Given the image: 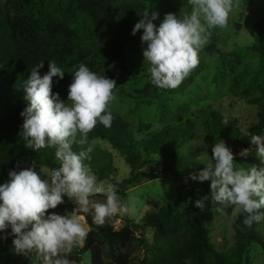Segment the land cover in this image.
<instances>
[{"label": "trees", "instance_id": "obj_1", "mask_svg": "<svg viewBox=\"0 0 264 264\" xmlns=\"http://www.w3.org/2000/svg\"><path fill=\"white\" fill-rule=\"evenodd\" d=\"M145 2L146 0H0V107L5 109V115L0 119V184L7 182L10 170L20 171L19 164L24 161L48 169L59 167L54 149L34 151L26 147L19 135L23 124L20 113L27 106L23 99L22 84L30 75L31 69L41 61H44V67L38 69L41 75L49 70V62L60 67L65 72L64 78L60 80L54 77L52 90L53 93H59L61 100L65 102L72 74L81 63L116 82L130 76L131 72L124 61V48L127 43L143 48V30L133 36L132 29L147 10ZM171 13L183 16V13ZM165 14L167 13H160L159 19L153 23L158 26ZM255 30L254 44L247 50L257 53L263 63L264 16L256 23ZM202 51L214 59L222 56L214 40H209ZM238 54L235 53V58ZM113 64L114 68L108 70V66ZM247 76L248 73L243 72L234 77L231 91L238 96L248 97V102L258 107V122L249 129L248 134H243L234 124L225 122L215 112L202 114V130L209 142L214 145L223 140L233 153L253 147L249 142L251 137L264 134V87L260 82L256 84L260 80L264 83V64H261L257 72H253L252 82L247 80ZM115 90L132 96L127 95L120 85ZM256 90L259 91L258 94H254ZM134 94L157 102L162 115L184 111L183 107L150 82ZM111 114V126L105 127L98 123L88 138L90 144L97 139L103 140L125 154L131 174L129 178L115 184L120 197H124L127 188L138 181L135 174L138 169L144 168L147 176H152L153 171H156L166 180L168 174L176 172V177L180 179L204 167L190 158L196 150L193 144L189 147L190 155L180 153L194 139L196 126L190 118L166 124L160 130L138 140L127 122L117 114ZM73 150L78 152L81 149L78 145H73ZM90 156L91 159L85 163L92 168L99 180L109 181L110 156L96 148ZM180 182L189 194L187 219L174 214L167 205L157 212L143 216L139 222L133 219L121 220L122 228L115 230L108 224L96 225L90 214L78 213L84 215L90 227L82 246V252L89 254L90 264H105L106 254L116 264H129L130 247L134 244L143 249L144 258L140 264H242L250 245L264 248V241L256 231L258 223H253L251 228L246 227L243 224L244 215H239L232 222L236 240L232 253L224 255L215 250L209 239L208 219L195 206V201L206 197L212 203L211 195L192 189L182 180ZM205 189L210 191L209 182H205ZM212 205L217 215L231 211V208L220 211L213 203ZM48 211L67 214L75 211V207L65 198V203ZM148 230L153 232L151 243L142 236H137ZM7 231L10 232V229ZM4 235L0 233V264H33L34 253L19 260L13 251V237L4 239ZM74 251L75 247L68 258L73 264H79L80 258Z\"/></svg>", "mask_w": 264, "mask_h": 264}, {"label": "clouds", "instance_id": "obj_2", "mask_svg": "<svg viewBox=\"0 0 264 264\" xmlns=\"http://www.w3.org/2000/svg\"><path fill=\"white\" fill-rule=\"evenodd\" d=\"M239 3L240 0H184L191 11L184 10L183 16L167 13L158 26L153 21L159 19V14L149 16L145 10L132 35L143 30L144 63L149 65L147 82L166 91L180 87L198 67L212 30L225 28ZM43 67L41 61L22 84L27 106L20 113L23 124L19 135L29 149H54L59 167L41 166L40 174L35 165L8 172L9 179L0 184V233L5 234L4 239L13 237L17 255L35 252L39 264H73L69 254L88 236L84 215L78 213L92 215L93 223L102 226L106 219L127 211L116 185L99 180L85 163L94 150L89 133L98 123L111 126L110 105L116 99L117 84L115 79L81 63L72 74L65 102L52 90L53 78L62 80L65 72L49 62V70L41 75L38 69ZM112 68L114 64L108 66V70ZM249 142L255 148L259 166L235 163L236 154L220 140L212 146V156L207 155L204 167L191 173L189 179L210 181L212 203L220 211L231 208L233 217L244 215L243 224L251 228L253 223L264 221V136L253 135ZM73 145L81 150L74 151ZM251 154L250 148L238 153L240 157ZM97 195L105 197L104 202L95 201L93 197ZM65 198L75 211L49 213L65 203ZM195 206L203 208L204 203L197 200Z\"/></svg>", "mask_w": 264, "mask_h": 264}, {"label": "rangeland", "instance_id": "obj_3", "mask_svg": "<svg viewBox=\"0 0 264 264\" xmlns=\"http://www.w3.org/2000/svg\"><path fill=\"white\" fill-rule=\"evenodd\" d=\"M145 5L149 14L153 12L184 14V10L191 11V7L184 4V0H146ZM263 16L264 0H240L239 5L234 7L229 16L228 25L223 29L218 28L211 32L210 40H214L216 46L221 50V58L214 59L202 51L198 67L183 81L180 87L167 91L159 89L160 92L165 93L168 98L184 108L183 112L177 114L162 115L157 102L134 94L136 90L143 89L149 83L147 82L149 80V65L144 63L143 48L127 43L124 48V61L131 75L121 78L116 84L122 86L127 95L132 96H126L114 90L116 99L110 105L111 113L117 114L127 122L134 137L138 140L149 133L160 130L166 124L182 122L187 117L190 118L196 126L194 139L187 143L180 153L190 155L189 147L193 144L196 146V150L190 158L203 165L207 155L211 158L213 146L202 130L201 122L204 112L210 111L219 114L225 122L234 124L243 134H248L249 129L258 122V107L250 104L248 97H241L233 93L231 81L234 77L246 72L248 73L247 80L252 82L250 80L253 79V72H257L261 64H264V60L262 63L257 53L247 50L254 44L255 25ZM235 53H239L237 58H235ZM259 82L264 87L261 80L256 84ZM242 89L243 87L240 88V90ZM240 90H237V93H240ZM258 93L259 91H254V94ZM4 115L5 109L0 107V119ZM91 145L110 156L109 182L117 184L130 177L131 168L126 163L123 152L115 150L108 142L99 139L92 141ZM250 150L252 154L249 157H240L239 152L234 153L236 154L234 162L245 166H259L260 161L255 155L254 146ZM152 158L158 157L152 156ZM32 166L27 161L19 164L20 170ZM40 167L35 166L38 174H40ZM90 169L93 172L91 167ZM175 173L168 174L165 180L156 171H153L152 176H147L144 168L138 169L135 172L138 181L127 188L124 197L119 196L127 211L106 219L104 224L119 230L123 226L121 220L133 219L139 222L143 216L157 212L161 207L167 205L174 214L187 219L189 194L182 187L180 180L194 190L211 195V192L205 189V182L210 183V181L203 183L192 181L189 176L193 172L180 179L176 177ZM41 175L43 176V174ZM93 199L97 202H104L105 197L97 195ZM201 201H203L204 207L199 209L208 219L211 245L218 252L230 255L236 242L232 228L234 218L231 214L232 209L230 212L217 215L209 200L202 199ZM83 223L89 232L90 227L85 219ZM256 231L264 241V221L257 224ZM137 236H142L144 240L151 243L153 232L148 230L142 234L138 233ZM82 246L83 244L76 246L73 253L80 258L79 264H90L89 254L82 252ZM33 253V264H39L37 254ZM106 253H108L107 250ZM15 255L19 260L24 257L16 253ZM143 258L142 248L137 244L130 247L129 264H140ZM105 264L116 263L112 262L106 254ZM242 264H264V248L255 244L250 245Z\"/></svg>", "mask_w": 264, "mask_h": 264}]
</instances>
